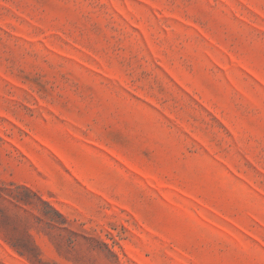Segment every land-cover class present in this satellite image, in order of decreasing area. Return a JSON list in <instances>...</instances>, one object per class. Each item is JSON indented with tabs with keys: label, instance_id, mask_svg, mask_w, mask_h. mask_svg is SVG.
<instances>
[{
	"label": "rangeland",
	"instance_id": "rangeland-1",
	"mask_svg": "<svg viewBox=\"0 0 264 264\" xmlns=\"http://www.w3.org/2000/svg\"><path fill=\"white\" fill-rule=\"evenodd\" d=\"M0 264H264V0H0Z\"/></svg>",
	"mask_w": 264,
	"mask_h": 264
}]
</instances>
